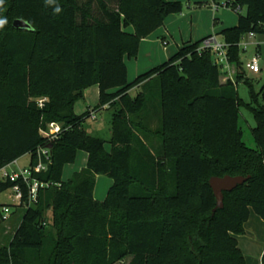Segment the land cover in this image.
<instances>
[{"label":"trees","instance_id":"trees-1","mask_svg":"<svg viewBox=\"0 0 264 264\" xmlns=\"http://www.w3.org/2000/svg\"><path fill=\"white\" fill-rule=\"evenodd\" d=\"M210 1L238 15L219 34L236 83H222L214 55L198 52L203 41L129 82L126 60L169 16L183 14L178 0H0V171L27 155L33 167L46 148L50 163L37 179L52 184L27 209L22 186L24 215L0 264H247L236 237L252 212L264 220V85L255 90L239 51L246 35H264V0ZM17 20L30 28L15 29ZM93 86L99 104L78 116ZM105 107L108 142L84 129ZM242 108L254 116L256 149L244 143ZM53 123L65 131L50 141L42 132ZM80 152L87 167L64 182ZM97 176L114 182L103 202L94 198ZM226 176L250 179L224 193L214 213L210 180ZM15 185L0 182V194Z\"/></svg>","mask_w":264,"mask_h":264},{"label":"rangeland","instance_id":"rangeland-1","mask_svg":"<svg viewBox=\"0 0 264 264\" xmlns=\"http://www.w3.org/2000/svg\"><path fill=\"white\" fill-rule=\"evenodd\" d=\"M84 0H79L82 3ZM184 1V12L178 17H184V26L182 25L183 38L188 41L190 40L191 33H193V39L196 40L198 35L202 34L204 30L209 29L212 31L220 32L224 26H233L237 22L238 15L232 8L221 6L219 11L214 12L213 9L208 5L210 2H205L197 4L195 2ZM245 9L242 10V13L245 14ZM215 19H218V22L215 24ZM231 28V27H230ZM178 42H181V36L177 34ZM170 49L172 54L177 51L176 45L173 40H170ZM260 57V68L261 74L256 75L250 72L246 73V77L254 81L255 90L259 91L264 85V35L255 34L254 38H250L249 35H246L241 44L239 51L240 61L245 65L253 57ZM238 73V69H237ZM132 76V75H131ZM238 92L241 100L248 104L250 102V95L247 86L244 83L238 85ZM137 92L132 93V97H135ZM97 106L98 99L94 102ZM93 103V104H94ZM92 104V103H91ZM89 105L87 103H80L77 106V113H82L88 110ZM95 108V107H94ZM98 119L93 120L89 118L84 124V129L89 136L101 138L105 141L110 140V129H111V112L103 111L96 114ZM156 121L152 120V126L156 127ZM240 126L244 134V143L251 149H256V144L253 139L252 130L256 127V122L254 116L246 108L241 109L240 114ZM106 148L109 150L110 145L106 144ZM84 156L86 153H82L77 159L76 163L73 166L68 167L65 170L64 178H68L72 171L79 170L85 166ZM30 164V157H24L18 162L20 167H24ZM16 169V165H12L8 168V171ZM1 177V173H0ZM113 185V180L107 176H98L96 179L95 187V198L98 201L104 200L105 195L108 192L109 188ZM11 195H14L12 191L7 193L0 194V213L4 206H9L10 208V218L3 220L0 223V248L8 247L16 233L17 227L19 226L21 219L24 215V210L16 205L13 200L10 198ZM251 222L247 226L246 232L244 235L238 236V245L242 250L243 255L246 259L247 264H262L263 258V249H264V220L259 218L255 213L251 214ZM48 222L52 219L51 211L47 214Z\"/></svg>","mask_w":264,"mask_h":264},{"label":"built area","instance_id":"built-area-1","mask_svg":"<svg viewBox=\"0 0 264 264\" xmlns=\"http://www.w3.org/2000/svg\"><path fill=\"white\" fill-rule=\"evenodd\" d=\"M221 6L228 7L226 3H222L220 5L213 4L212 8L215 11H219ZM237 11L241 12L242 10L238 8ZM249 36L250 38L255 37L254 34H250ZM228 49L229 46L223 40L219 39L216 35H211L202 42L198 52L208 51L212 53L214 55L215 65L222 73L221 79L225 83H228L229 81L236 83L237 73L234 69L235 65L231 64L230 62ZM244 66L247 72L256 75L261 74L259 56L253 57ZM40 103L42 104L43 101H40ZM90 118L97 120L96 113H92ZM63 131L65 130L61 124L53 123L48 127L47 130L42 132V135L51 141L61 135ZM37 158V164L33 167H20L18 165V161H16L0 171V182L10 181L16 184L12 189L7 190L5 193L12 191L14 195H11L10 198L19 207L24 201V192L22 186H24L28 192L27 201L25 204L26 209L38 202L40 191L52 187L51 183H44L37 179V175L47 171L48 164L50 163L49 150L46 148L39 149L37 152ZM12 165H16V169L8 171V168H10ZM2 210L3 211L1 214L3 216V220L9 219L11 211L9 206H4Z\"/></svg>","mask_w":264,"mask_h":264},{"label":"crops","instance_id":"crops-1","mask_svg":"<svg viewBox=\"0 0 264 264\" xmlns=\"http://www.w3.org/2000/svg\"><path fill=\"white\" fill-rule=\"evenodd\" d=\"M178 1H180L182 3H184V1H189L188 2L189 4H190V2H195L197 4L210 2L208 5L210 6L211 9H213L212 8L213 4H212V2L210 0H178ZM213 11L217 12L214 9H213ZM183 18H184L183 16L182 17H178L176 15L169 16L167 18V20L165 21L164 26L162 28L158 29L156 32H154L147 39L142 41V43L140 45V51H139L138 58L135 59V60H126V65H127V68H128V80H129L130 83L135 81L139 76L145 74L146 72H148V71H150V70H152V69H154L156 67H159L162 64L168 62L185 45L194 44V43H197V42H200V41H204L206 38H208L211 35H216L219 39L222 40V38L219 36V34L223 30L230 29V27L234 28V27H236L238 25V18H237V22H236L235 25H233V26H224V28L220 32L215 31V29H213L212 31L207 29L206 31L204 30L203 32H201L202 34L196 36V37H198L196 40L193 39V33H191L190 40L186 41L183 38V33H182V25L184 26ZM216 21L218 22V19H215V22ZM129 31L132 32L133 29H130ZM177 34H179L181 36V42L180 43L178 42V39H177L178 35ZM170 40H173V42L176 45L177 51L174 52V54H172V52H171L172 50L170 49V47H171ZM234 69H235V71L237 73V67L236 66H235ZM222 83L226 84L223 80H222ZM138 90H139V88H135V89L131 90L129 92V94L132 96V93H134V92L138 93ZM96 99H98V104H99L100 89H99L98 86H93L91 88H88L85 91V100L81 101V102L82 103L83 102L87 103L89 105V107H91V109H94V107L98 106V104L96 106V104L94 103ZM81 102L77 103L76 106H75V113L78 116L84 115L88 111V110H86V111H84L82 113H77L76 108H77V106H79V104ZM103 111H108V107H105L102 111L95 112V113L97 114V113H101ZM97 119H98V117H97ZM111 137H112V130L110 129V139H111ZM107 151L110 152L111 148L109 150L107 149ZM82 153H84V152H80L78 154L77 159L79 158V156ZM27 156L30 157V163H31V156L30 155H27ZM27 156H25V157H27ZM23 158H21V159H23ZM83 158H84L85 166L83 168H80L79 170L72 171L71 174L69 175V177L66 178V179L64 178L65 170L68 167L73 166L74 164L65 166L64 173H63V181L64 182L69 181L74 176V174L81 172L83 169H85L87 167L88 154H86V156H84ZM20 160H18V162ZM29 165H26L24 167H28ZM113 184H114V182H113ZM112 186L113 185H111V187ZM110 188H109V190H110ZM109 190H108V192H109ZM108 192L105 195V199H106V197L108 195ZM94 198H95V192H94ZM95 200H96V198H95ZM104 200H101V201L96 200V201L103 202ZM251 218H252V216L250 217V220L245 224V232H246L247 226L251 222ZM263 253H264V249H263ZM129 261H130V259L127 260L128 263H129ZM118 264H123V263H118Z\"/></svg>","mask_w":264,"mask_h":264},{"label":"water","instance_id":"water-1","mask_svg":"<svg viewBox=\"0 0 264 264\" xmlns=\"http://www.w3.org/2000/svg\"><path fill=\"white\" fill-rule=\"evenodd\" d=\"M14 28L17 30H25V29H29L30 26L22 20H17L14 22ZM249 179L250 177L245 178L240 176L239 177L226 176L224 178H212L210 180V186L217 199V207L215 208L214 213L224 208V193H232L238 187L243 186L246 182H248Z\"/></svg>","mask_w":264,"mask_h":264},{"label":"clouds","instance_id":"clouds-1","mask_svg":"<svg viewBox=\"0 0 264 264\" xmlns=\"http://www.w3.org/2000/svg\"><path fill=\"white\" fill-rule=\"evenodd\" d=\"M55 11H56L57 13H59L60 9L57 7V8L55 9Z\"/></svg>","mask_w":264,"mask_h":264}]
</instances>
